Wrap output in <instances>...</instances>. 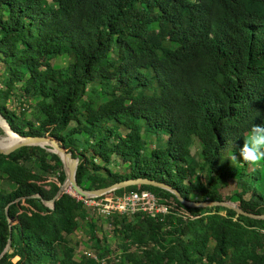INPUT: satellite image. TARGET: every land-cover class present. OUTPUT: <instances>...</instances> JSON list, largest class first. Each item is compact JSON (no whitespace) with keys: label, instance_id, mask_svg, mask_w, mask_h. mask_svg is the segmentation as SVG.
<instances>
[{"label":"trees","instance_id":"obj_1","mask_svg":"<svg viewBox=\"0 0 264 264\" xmlns=\"http://www.w3.org/2000/svg\"><path fill=\"white\" fill-rule=\"evenodd\" d=\"M13 99L17 110L6 106ZM30 102L36 120L25 116ZM0 115L18 135L70 152L84 190L147 178L185 200L264 214V160L239 157L252 125L264 126V0H0ZM63 177L39 146L0 153L11 184L0 187V252L10 246L0 264H264V218L186 206L146 184L95 198L146 190L167 209L110 211L112 250L94 210L65 191L51 208L41 202ZM31 194L40 198L11 202ZM79 222L98 260L75 257L67 236Z\"/></svg>","mask_w":264,"mask_h":264},{"label":"water","instance_id":"obj_2","mask_svg":"<svg viewBox=\"0 0 264 264\" xmlns=\"http://www.w3.org/2000/svg\"><path fill=\"white\" fill-rule=\"evenodd\" d=\"M0 119L3 121L5 124L6 128L17 137V140L12 142L11 144H1L0 143V153L2 154H8L9 152L13 151L14 149L21 147V146H30V145H35L39 146L41 148H44L45 150L54 153L58 159L61 162L62 170H63V180L61 184L59 185L58 189L56 190L55 194L50 198L49 200L41 199L38 194H31L29 196H23V197H18L15 198L13 201H17L20 198L24 197H36L40 198L41 202L46 205L47 207L51 208L53 204V200L62 192L65 191L67 187H70L72 190H74L76 193L90 197V198H96L101 195H104L106 193H110L116 189L123 188L125 186L129 185H137V184H146V185H152L156 186L162 189H165L172 194H174L175 198L181 202L182 204L186 206H200V207H206V206H222L225 208H229L234 210L238 214H243L249 217H254V218H264V214H253V213H248L243 210H241L239 207L236 205L230 203L229 201H189L183 199L178 192L171 188L169 185L163 183V182H158L154 181L152 179H147V178H128L124 180H120L114 183H111L107 186L100 187L97 189H92V190H84L81 187H79L75 181V169L77 165V159L72 157L70 152L64 151L54 140H51L45 136H21L18 135L16 132L12 131L7 122L3 119V117L0 115ZM10 203V202H9ZM7 203L6 206L9 204ZM6 206L4 207V212H5V217L7 222H9V218L7 217V212H6ZM5 252H10V246H9V239L4 246V248L0 252V257L2 256L3 253Z\"/></svg>","mask_w":264,"mask_h":264},{"label":"rangeland","instance_id":"obj_3","mask_svg":"<svg viewBox=\"0 0 264 264\" xmlns=\"http://www.w3.org/2000/svg\"><path fill=\"white\" fill-rule=\"evenodd\" d=\"M59 58L57 63L62 64L65 62V60L62 58ZM6 106L10 109H15L17 110L19 107V103L16 101H9L6 103ZM24 112L25 116L29 118L30 120H36V117L38 116V112L36 111V107L30 102V105H24ZM73 124V123H71ZM4 135L2 128H0V136ZM198 145L193 144L190 147V154L194 160L198 159ZM0 187L8 190L11 187L10 182H8L5 179H0ZM233 187L229 183H222L218 189L219 193L224 196V195H229L233 191ZM197 199V198H196ZM212 208L211 206H206V208ZM220 213H223L222 210H220ZM96 214H92L93 220H95V226L96 227V233L98 235V238L101 236H105L107 244L112 248V250H115V243H116V237L112 234L111 232V227L109 224L106 223L104 218L101 216H95ZM70 244L74 246L75 249V257L82 254L83 252H89V253H94L93 249L90 248L89 246V239H88V230L84 223L79 222L78 227L75 229V231L67 236ZM102 264H106L105 260H103Z\"/></svg>","mask_w":264,"mask_h":264},{"label":"built area","instance_id":"obj_4","mask_svg":"<svg viewBox=\"0 0 264 264\" xmlns=\"http://www.w3.org/2000/svg\"><path fill=\"white\" fill-rule=\"evenodd\" d=\"M65 192L75 200L80 201L84 206L94 210L101 217H105L112 210L120 214H132L142 211L148 213L150 216L167 212L165 206L160 204L155 196L146 190L129 191L114 201H100L95 198L82 196L70 187H67ZM83 254L98 260L93 253L85 251ZM100 262L102 263L103 259H100Z\"/></svg>","mask_w":264,"mask_h":264},{"label":"clouds","instance_id":"obj_5","mask_svg":"<svg viewBox=\"0 0 264 264\" xmlns=\"http://www.w3.org/2000/svg\"><path fill=\"white\" fill-rule=\"evenodd\" d=\"M228 144L232 145V141L228 140ZM239 157L252 165L264 160V126L252 125L250 135L239 147Z\"/></svg>","mask_w":264,"mask_h":264},{"label":"bare ground","instance_id":"obj_6","mask_svg":"<svg viewBox=\"0 0 264 264\" xmlns=\"http://www.w3.org/2000/svg\"><path fill=\"white\" fill-rule=\"evenodd\" d=\"M0 128H2V131L4 135L0 136V143L1 144H11L12 142L17 140V137L10 133V131L6 128L3 121L0 119Z\"/></svg>","mask_w":264,"mask_h":264}]
</instances>
